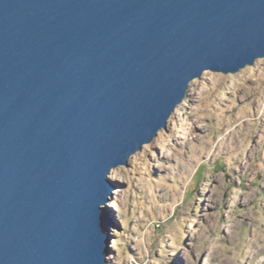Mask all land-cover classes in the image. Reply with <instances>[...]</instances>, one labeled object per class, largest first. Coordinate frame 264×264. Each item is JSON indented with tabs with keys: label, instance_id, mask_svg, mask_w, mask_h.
Instances as JSON below:
<instances>
[{
	"label": "water",
	"instance_id": "water-1",
	"mask_svg": "<svg viewBox=\"0 0 264 264\" xmlns=\"http://www.w3.org/2000/svg\"><path fill=\"white\" fill-rule=\"evenodd\" d=\"M259 58L264 0H0V264H108L112 170Z\"/></svg>",
	"mask_w": 264,
	"mask_h": 264
},
{
	"label": "rangeland",
	"instance_id": "rangeland-1",
	"mask_svg": "<svg viewBox=\"0 0 264 264\" xmlns=\"http://www.w3.org/2000/svg\"><path fill=\"white\" fill-rule=\"evenodd\" d=\"M110 178L108 264H264V58L193 80Z\"/></svg>",
	"mask_w": 264,
	"mask_h": 264
},
{
	"label": "bare ground",
	"instance_id": "bare-ground-1",
	"mask_svg": "<svg viewBox=\"0 0 264 264\" xmlns=\"http://www.w3.org/2000/svg\"><path fill=\"white\" fill-rule=\"evenodd\" d=\"M108 206H109V204H108ZM112 207H115V205H114V203H112V205H111ZM117 206V205H116Z\"/></svg>",
	"mask_w": 264,
	"mask_h": 264
}]
</instances>
